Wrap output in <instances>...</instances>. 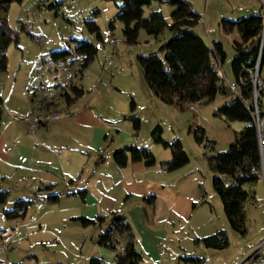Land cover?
I'll list each match as a JSON object with an SVG mask.
<instances>
[{
  "label": "rangeland",
  "instance_id": "rangeland-1",
  "mask_svg": "<svg viewBox=\"0 0 264 264\" xmlns=\"http://www.w3.org/2000/svg\"><path fill=\"white\" fill-rule=\"evenodd\" d=\"M186 1L201 15L194 30L210 45L212 41L220 42L226 54L223 86L227 92H219L213 100L204 99L198 112L191 110V103H167L151 89L138 56L158 53L163 58L160 48L170 33L166 29L155 38L142 29L139 42L128 44L121 21L116 20L114 28L110 27L120 11L121 1L23 0L11 4L7 18L11 27L19 32V42L8 48V69L0 72V96L16 113L26 114L24 107L29 110L31 105L39 117L57 112L71 115L49 121L47 125H43L44 122L31 132L27 121L14 119L3 107L0 191H7L8 198L0 205V230L17 223H12L13 219L7 218L5 211L20 200H32V204L26 216L17 223L19 230L12 248L6 253L0 252V264H89L93 256L115 260L116 250L97 243L107 223L83 227L72 220L74 216L86 214L79 209L83 197L68 195L72 190L68 185L71 179H81L83 183L88 179L99 153L110 156L128 144L146 147L154 154V165L145 167L144 163H137L149 170L147 174L140 171L138 177L155 178L161 181L160 186L164 181L169 182L171 197L163 192L160 202L164 207V203L174 198L180 207L179 211L175 210L180 218L174 220V231L170 230L171 238L165 243L166 252H161L160 247L159 264H187L184 256L207 259V264H248L247 256L264 241V179L244 185L254 197L244 204L247 231L242 234L234 230L227 219L213 185L216 173L209 157L227 151L237 134L248 125L243 121H227L218 114L219 107L241 95L231 65L236 53L235 41L241 38L237 30L226 33L221 22L223 19L238 20L258 11L264 16V0ZM237 3L243 6L242 10L234 9ZM152 9L162 10L166 21L172 22L175 6L154 0L152 6L145 9V17ZM96 11H99L97 15ZM90 19L100 28L101 39L86 25L85 21ZM73 38L89 40L98 48L95 59L83 75L79 71L80 58L73 62L71 58L49 63L43 60L51 51L69 46L75 49ZM111 39L120 41L111 44ZM260 76L264 80V67ZM71 83L83 88L84 95L68 104L62 92L70 91ZM245 102L251 104V100L245 99ZM134 116L140 119L139 129L134 127ZM157 126L162 128L164 139L182 141L190 157L188 164L173 171L162 165L173 158V153L171 148L154 141L152 135ZM198 127L205 129L206 140L214 142L213 145L197 142L194 130ZM36 140L41 145L49 141L59 147L58 168L40 166L38 171H31L10 162L12 155L8 150L15 142L21 143L25 149L20 148L21 153L28 157L30 148H42L36 145ZM129 161L127 170L132 172L136 162ZM109 194L116 199L118 208L131 204L138 208L143 202L139 193L125 200L128 194L119 188ZM52 195H59V198L52 200ZM219 229L227 230L229 235L230 244L225 249L207 248L198 239Z\"/></svg>",
  "mask_w": 264,
  "mask_h": 264
},
{
  "label": "trees",
  "instance_id": "trees-1",
  "mask_svg": "<svg viewBox=\"0 0 264 264\" xmlns=\"http://www.w3.org/2000/svg\"><path fill=\"white\" fill-rule=\"evenodd\" d=\"M23 0H0V72L8 69L9 57L8 48L12 43L18 44L19 32L11 27L7 18L10 6L13 2L22 3ZM121 1L119 13L110 22L111 29L114 23L119 20L123 23V33L125 41L134 45L139 42V35L142 29L155 38L164 34L167 29L170 36L165 44L160 48L164 53L162 58L158 53L139 55V63L143 69L147 83L163 101L167 103H193L204 99L213 100L219 92L226 93L224 81L217 75L213 68L215 56H220L222 62L225 61V51L220 42L214 41L209 46L204 38L198 34L194 28L201 21V15L195 11L186 0H156L159 3H168L175 6L172 12V22L168 23L162 10L152 9L148 17H145V9L150 8L154 0H108ZM99 11H96V15ZM86 25L92 32H97L101 39L100 28L94 19L86 20ZM222 28L226 33L237 30L241 40L235 42L236 53L232 59V71L236 84L240 87L241 95L230 102L223 104L218 109V114L227 121L247 122L236 136L227 151L213 154L209 157L212 169L216 175L213 178V185L220 196L225 214L231 227L246 233L245 202L254 197L252 192H248L244 185L256 182L259 178L255 170L259 167L260 154L257 138V129L253 122L251 109L253 106V82L251 71L255 68L258 60L260 71L264 67V16L261 11L251 13L238 20L223 19ZM35 37L34 35H32ZM76 43L75 49L68 47L58 51H51L49 57L44 58V62H58L60 60L72 59V62L80 58V70L83 75L84 70L95 59L98 48L89 40L73 38ZM68 104L74 103L79 97L84 95V89L71 83L70 91L62 92ZM245 99L251 100L247 104ZM2 98L0 97V117L3 109ZM264 110V103H261ZM135 102L132 101L134 109ZM34 112V109H32ZM134 127L140 128V119L133 117ZM198 143L206 142V146L213 145L214 142L206 140V132L203 127L194 130ZM155 142L162 144L166 148H171L173 158L162 165H166L168 171H173L183 167L190 162V157L185 150L182 141L177 138L168 141L162 137V128L157 126L153 132ZM113 160L120 167H125L129 160L144 161L147 166L156 163L154 154L146 147L136 144H128L117 149L113 154ZM230 183L227 187L226 183ZM50 185L49 187H53ZM87 190L68 192V195L79 194L83 198ZM7 191H0V205L6 203ZM59 195H52V200H57ZM145 201L151 203L156 196L145 197ZM32 200H20L15 206L5 211L9 219H19L26 216ZM74 222L83 227L103 225L107 218L105 215L87 217L84 215L72 218ZM205 247L213 249H225L229 246L230 240L227 230L219 229L213 234L198 238ZM97 243L101 246L117 251L116 264H145L144 253L139 248V240L134 228L127 216L113 212L110 216L109 224L102 231ZM120 243L123 244L120 248ZM187 263L199 264L203 259L194 256H184ZM89 264H110L100 257H91Z\"/></svg>",
  "mask_w": 264,
  "mask_h": 264
},
{
  "label": "crops",
  "instance_id": "crops-1",
  "mask_svg": "<svg viewBox=\"0 0 264 264\" xmlns=\"http://www.w3.org/2000/svg\"><path fill=\"white\" fill-rule=\"evenodd\" d=\"M234 9L242 10L243 6L237 3V6ZM237 41L239 40H236L235 42ZM213 42L214 41H212V43ZM208 45L212 46V44ZM0 97L2 98V96ZM2 102V106L7 105L12 109L8 101H4L2 98ZM24 109L23 111H25L26 113L27 111L32 112L31 105L29 106V110L27 109V107H24ZM1 111L2 112L0 118H2L3 109ZM48 122L44 123L43 125H47ZM41 146L42 148H30L27 146V148L31 149L30 155L27 157L26 155L23 156V154L21 153L20 148L23 149V147H21V143L15 142L14 146L10 147L8 150L12 155V159H10V162L16 167H25L26 169H29L31 171H38V169H40V166L58 168V166L60 165L57 159V154H59V147L55 146L49 141H47L45 144L42 143ZM63 148L65 147H61L60 149ZM20 153L21 156L18 157L17 155H19ZM16 156L17 159L14 160L13 158ZM135 162L136 164H134L135 166H133L135 167V170H132V172H130L129 170H127L130 161H128L125 167H120L113 160V155L107 156V154L99 153L97 162L95 163L93 171L88 179L84 183L81 179H71L69 181L70 184L68 185V188L72 189H69L71 190L70 192L80 191L84 189L87 190L86 196L83 198V204L79 206V209L81 210V213L86 214L91 218H93V216L96 217L97 214L105 215L107 218L106 223L109 224L110 216L113 212H119L126 215L138 237L139 243L141 245V247L139 248H142L141 250L144 253V263L159 264V260L161 259V252H166V250H164L165 243L171 238L170 230H173L175 228L174 220L176 218H180L178 216L179 213L176 212L179 211L180 207L178 206L174 198L171 202H169V199L168 203H164L163 207L162 202H160V196L164 192L169 195V197H171V185L169 184V182L167 183V181H164V183H162L160 186L159 182L161 181H158L155 178L146 177V180H143L142 178L138 177L140 171L147 174L149 170L146 168H142L143 164H137L144 163L146 167L147 165L144 161ZM114 188H119L122 192H127L128 195L126 196L125 200H128L129 198L134 197L137 193H139L143 196V202L141 203V206L135 208V206L131 204V206L133 207L126 206L123 208H118L116 199L113 195L109 194V192L113 191ZM152 195L156 196L155 201L151 203L145 201V197H150ZM159 203H161V206ZM22 219L23 218L13 219L11 221L12 223H14L15 221L18 223L19 220ZM14 226H8L5 228ZM156 233H158V236ZM122 246L123 244L120 246V248H122ZM161 246L162 248L160 252L159 250ZM116 255L115 260L109 259V261H107L104 256H101L100 258L110 264H116ZM247 258L245 260H247Z\"/></svg>",
  "mask_w": 264,
  "mask_h": 264
},
{
  "label": "built area",
  "instance_id": "built-area-1",
  "mask_svg": "<svg viewBox=\"0 0 264 264\" xmlns=\"http://www.w3.org/2000/svg\"><path fill=\"white\" fill-rule=\"evenodd\" d=\"M264 36V35H263ZM264 39V37H263ZM119 39H111V44L119 43ZM213 68L217 75L223 80H226V75L223 70V62L220 56H215L213 60ZM260 62L258 60L255 68L251 71V78L253 82V106L251 109V115L253 122L257 129V138L259 144L260 163L259 167L255 170V174L258 178L264 179V110L261 103H264V80L260 76ZM202 101L193 102L189 105L191 110L198 112L200 110ZM11 116L16 120H25L28 122V127L31 132H34L42 123L51 120H57L64 117H69V112L48 114L44 117L36 116L35 113L29 112L26 114L16 113L11 110L10 107L4 105ZM3 106V107H4ZM37 146H41L39 141L36 142ZM229 187L230 183H226ZM18 224L14 227H9L0 230V252L6 253L12 248L13 239L18 233ZM248 264H264V241L261 242L258 247L247 258ZM208 260H202L199 264H207Z\"/></svg>",
  "mask_w": 264,
  "mask_h": 264
},
{
  "label": "water",
  "instance_id": "water-1",
  "mask_svg": "<svg viewBox=\"0 0 264 264\" xmlns=\"http://www.w3.org/2000/svg\"><path fill=\"white\" fill-rule=\"evenodd\" d=\"M249 257V256H248Z\"/></svg>",
  "mask_w": 264,
  "mask_h": 264
}]
</instances>
